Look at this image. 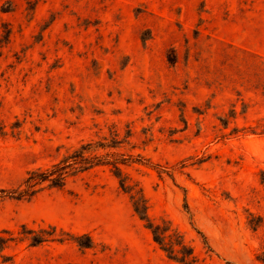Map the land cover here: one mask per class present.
Here are the masks:
<instances>
[{"label":"rangeland","instance_id":"1","mask_svg":"<svg viewBox=\"0 0 264 264\" xmlns=\"http://www.w3.org/2000/svg\"><path fill=\"white\" fill-rule=\"evenodd\" d=\"M0 127V191L129 128L118 152L147 162L122 170L149 219L197 264H264V0H0ZM1 195L0 264H178L106 167Z\"/></svg>","mask_w":264,"mask_h":264},{"label":"trees","instance_id":"2","mask_svg":"<svg viewBox=\"0 0 264 264\" xmlns=\"http://www.w3.org/2000/svg\"><path fill=\"white\" fill-rule=\"evenodd\" d=\"M8 36V34H7ZM6 36V37H7ZM225 125V122H221ZM110 128L109 138L101 137L96 141L92 139L80 143L70 152L63 155L58 161L47 167L28 170L21 182L13 189L1 190V197L14 200L28 201L45 190H60L69 179L75 178L95 167H106L116 179L121 192L128 196L131 209L143 228L150 234L151 241L166 256L178 264H197V258L192 248L185 242L180 232L169 221L161 219L153 222L147 215L146 201L136 183H133L124 174L122 168L130 164L147 163L139 155H124L118 152L120 146L131 136L127 128L122 139L118 138L115 129ZM4 135L0 127V136ZM54 228L38 231L21 228L23 239L29 241V246H38L47 241H61L55 237ZM84 243H78L79 248L88 249L90 239L86 236ZM14 238L7 231L0 234V252L4 250Z\"/></svg>","mask_w":264,"mask_h":264}]
</instances>
